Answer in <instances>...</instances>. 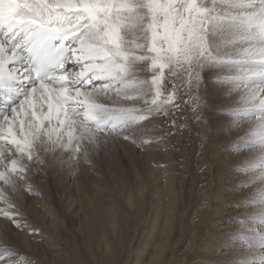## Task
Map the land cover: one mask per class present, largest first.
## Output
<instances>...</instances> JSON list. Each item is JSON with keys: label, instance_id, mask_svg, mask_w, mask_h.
<instances>
[{"label": "snow or ice", "instance_id": "snow-or-ice-1", "mask_svg": "<svg viewBox=\"0 0 264 264\" xmlns=\"http://www.w3.org/2000/svg\"><path fill=\"white\" fill-rule=\"evenodd\" d=\"M166 71L189 92L231 73L241 107L226 111L249 119L230 149L247 152L239 187L264 185V0H0V215L30 227L23 193L36 171L74 174L121 138L135 144L141 122L175 104ZM233 206L248 208L236 220L242 264H264V187ZM8 232L0 264H31Z\"/></svg>", "mask_w": 264, "mask_h": 264}, {"label": "bare ground", "instance_id": "bare-ground-1", "mask_svg": "<svg viewBox=\"0 0 264 264\" xmlns=\"http://www.w3.org/2000/svg\"><path fill=\"white\" fill-rule=\"evenodd\" d=\"M223 76L230 77L231 73L227 72ZM232 87L231 85L224 90L219 97L214 95L217 98H215V105L212 106L214 101L210 104V100L206 102V105L204 104L205 108L209 110L205 117L208 122L204 123L210 147L209 165L212 171L213 203L211 208L199 212L197 223H200L201 227L196 228L194 236H192L199 244V250L193 256L194 258L186 264H242L244 251L241 241L235 235L241 225L236 220L240 219L241 213L247 211L248 208L233 205L258 194L259 188L264 187V185H258L245 187L242 190L239 187L245 177L236 173L235 170L247 152L243 149L240 152H233L230 149L245 134V130L249 126V119L243 113L235 117L228 115L227 109L241 107L238 98L235 101L232 100V103L229 101L230 97L235 95L230 91ZM207 94L210 99L212 95L209 92ZM137 106L142 105L138 104ZM217 117H222L223 120L217 122ZM150 121L141 122L144 127L135 144L131 140L121 138L105 149L110 151L112 160L115 158V148L120 145L130 146L129 149L132 148L137 154L154 157L157 146L153 142L157 130L151 117ZM233 121L240 123V130L235 128ZM168 145L169 143L164 149L168 162L156 189V204L149 228L146 235H143L145 237L143 241L141 240V244L134 247V251L130 250L131 253L125 264H182L181 255L183 254L180 244H172L170 238L176 218L174 203L176 174L171 159V148ZM41 155L45 154L41 153ZM150 160L147 161L150 162ZM151 162L153 163L152 160ZM32 167L43 169L44 166L33 164ZM87 167V164L81 161L72 165V168L75 169L74 174H70L65 168L56 170L54 174L45 171L35 172L32 178V191L25 190L23 193L25 212L23 219L30 227L17 228L11 221H6L0 215V227L7 225L8 239L19 249L17 260L30 261L31 264H95L96 257L90 252V247L78 229L79 227L82 229L88 227L90 236L98 235L101 238L102 242H96L95 246L97 249H101L103 255L108 258V260L106 259L107 264H117L114 261L116 258L114 259L112 256L114 253L110 252L115 236L112 238L113 240L111 239V243L104 237L103 231L98 228L102 218H106L109 223L113 222L112 219L116 215L115 201L99 194L96 190L99 184L94 182L95 180L99 181L97 178L99 174L92 168L93 174L90 178L88 176L90 169L87 170ZM90 179H93L92 182L96 185L94 190L90 189V183H92ZM140 185L138 184L136 189L139 190ZM120 193H123V189ZM132 197L131 192L126 194L127 203ZM3 206L0 204V207ZM204 220L207 224H204ZM180 228L182 231L183 225ZM3 246L0 243V247Z\"/></svg>", "mask_w": 264, "mask_h": 264}, {"label": "rangeland", "instance_id": "rangeland-1", "mask_svg": "<svg viewBox=\"0 0 264 264\" xmlns=\"http://www.w3.org/2000/svg\"><path fill=\"white\" fill-rule=\"evenodd\" d=\"M225 73L227 71L219 73L220 80L224 81L223 83L214 85L205 83L200 86L198 92L196 90L189 92L186 76L172 77L166 71L164 94L166 96L171 91L172 84L176 83L178 88L175 104H178L179 107H176L175 104L168 105V115L161 112L151 117L157 130L153 142L157 146V151L153 155L154 157L137 154L132 148L129 149L130 146L120 145L116 148L114 147V160H112L110 151L104 150L103 154L95 153L92 156L95 167H93L92 163L87 164V170L88 168L90 169V173L87 171L90 178H92L91 176L93 174L91 172L92 168L99 174V177L97 176L99 181H94L99 184L96 189L99 194L115 201L116 215L112 219L113 222L109 223L106 218H102L100 225L98 224L99 230L101 229L103 231L104 237L110 240V242L115 236V240L112 239L114 245H112V242V244L110 243L112 246L110 252L114 253L112 256L114 259L116 258L115 260L113 259L116 261L115 263L125 264L131 251H134L141 244L145 237L143 235H146L155 209L156 189L162 178L165 165L168 162L164 151L168 143V146L171 148V159L172 164L174 163L173 166H175L174 170L176 174V190L174 195L176 218L170 238L172 239V244H180V249L183 254L181 255L182 264L190 262L198 252L199 244L192 237L194 236L196 228L199 229L201 227V224L197 223L199 219L198 215L200 211L211 208V204L213 203L212 171L209 165L210 147L204 123L205 121L208 122L205 117H207V111L209 110L205 108V105L209 100L210 104L214 101L211 104L212 106L215 105L216 96L219 97L224 90L231 86V84L227 83L228 77L225 78L223 76ZM213 80H216V77H213ZM207 92L212 95L210 99L208 98ZM197 95L200 97V106L194 108V101L191 97ZM214 95L216 96L214 97ZM212 98L213 100H211ZM236 98L239 100V97L235 94L232 98L230 97L229 101L232 103V100L235 101ZM217 118V122L223 120L222 117ZM149 159L153 163L151 160L150 162L147 161ZM131 166H133V169ZM92 181L93 179H90V182ZM94 182L90 183V189L92 190L96 186ZM138 184H141L139 190L136 189ZM130 188L133 190H130ZM122 189L123 193H120ZM128 192H131L133 197L127 203L125 196ZM133 201L135 202V206H133ZM204 224H207L205 220ZM182 225L184 228L181 231L180 226ZM78 229L83 234L86 244L90 247V252L96 257L94 263L107 264L106 259L108 260V258L103 255L101 249H97L95 246L96 242H102L101 238L98 235L90 236L87 230L88 227L85 229L79 227ZM180 232L182 233L180 234ZM173 233L176 234V237ZM138 237L143 238L140 239ZM135 239L138 243L134 242L136 241Z\"/></svg>", "mask_w": 264, "mask_h": 264}]
</instances>
